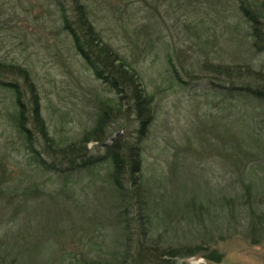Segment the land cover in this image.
Returning <instances> with one entry per match:
<instances>
[{"label":"rangeland","instance_id":"rangeland-1","mask_svg":"<svg viewBox=\"0 0 264 264\" xmlns=\"http://www.w3.org/2000/svg\"><path fill=\"white\" fill-rule=\"evenodd\" d=\"M263 4L0 0V264H108L127 249L135 257L140 211L158 252L173 256L134 264H264V82L247 69L258 71L264 50L241 8L260 14L264 34ZM88 27L153 97L139 143L141 206L122 200L106 156L119 136L137 140L133 116L111 125L104 144L90 143L87 160L48 155L33 121L37 95L52 145L64 147L117 104L76 46L71 30L86 43ZM218 65L243 71L220 74Z\"/></svg>","mask_w":264,"mask_h":264},{"label":"trees","instance_id":"trees-1","mask_svg":"<svg viewBox=\"0 0 264 264\" xmlns=\"http://www.w3.org/2000/svg\"><path fill=\"white\" fill-rule=\"evenodd\" d=\"M241 8L245 16L249 18L253 24L254 47L258 50H264V34L260 14L256 13L248 6H243ZM82 24H85L84 20ZM68 27L69 25L67 28ZM71 31L73 35H75L74 38L79 52L84 56L86 61L95 68L97 76L109 83L120 95L117 104L101 107L99 117L93 128L86 131L80 139L64 147L56 146V148L52 145V140L48 132L49 130L42 117L40 102L36 92L34 93L32 89L33 95H36V97H34L33 121L41 135L42 141L45 143L44 147L48 155L87 160L89 157L90 143L98 142L104 144L107 137H109L107 136V131L111 125L117 121H121L125 114L133 116V118L139 122V137L137 140L131 144H124L120 141L121 136H119L111 145L107 146L106 156H108L111 162L109 180L113 184L115 190L120 193L122 200L125 202H133L135 200V202L141 206L142 201H145V192L141 176L142 158L139 143L141 138L145 136L148 126L154 119L153 97L147 92L141 73L135 66L129 63L119 52L113 53L108 50L106 45H97L92 27H88L87 29L85 35L87 38L86 43L81 41L74 30ZM14 68L17 67L9 66L5 71L17 74L19 70ZM247 69H251L249 75L252 76L250 77L255 78L257 81L264 82V62L261 64L258 71L253 67H247ZM215 70L220 74L226 75L239 74V72L243 71V69L232 70V68L223 67L221 65H218ZM21 73L26 75L28 79V69H22ZM123 107H127V109H123ZM23 116L24 114L21 112V130L28 135L33 149V144L35 145V142L29 135L28 130H26L27 127L23 120ZM38 160L39 164L46 165L45 159L39 158ZM84 163L89 164L88 161H84ZM245 206H249V203ZM197 213L200 214L201 212L198 211ZM139 214V218H137L139 227L136 230L139 236L140 253L133 257L129 249L126 251L124 250V253L114 256L112 261L108 264H134L136 257L140 259L143 258V256L156 261H162L165 256H173L168 252H158L156 247L157 241L153 235V230L151 227L149 228L146 226V218L141 211ZM130 226V224H127L128 229H130ZM127 235L131 239L132 233L128 232Z\"/></svg>","mask_w":264,"mask_h":264},{"label":"water","instance_id":"water-1","mask_svg":"<svg viewBox=\"0 0 264 264\" xmlns=\"http://www.w3.org/2000/svg\"><path fill=\"white\" fill-rule=\"evenodd\" d=\"M112 140H113V138H112Z\"/></svg>","mask_w":264,"mask_h":264}]
</instances>
